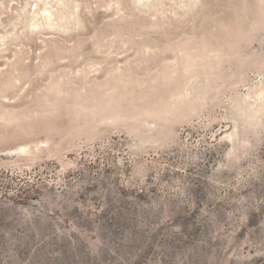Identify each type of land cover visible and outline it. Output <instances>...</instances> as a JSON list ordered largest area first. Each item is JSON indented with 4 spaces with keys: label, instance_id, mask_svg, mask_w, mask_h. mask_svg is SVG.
Instances as JSON below:
<instances>
[{
    "label": "rangeland",
    "instance_id": "obj_1",
    "mask_svg": "<svg viewBox=\"0 0 264 264\" xmlns=\"http://www.w3.org/2000/svg\"><path fill=\"white\" fill-rule=\"evenodd\" d=\"M0 264H264V0H0Z\"/></svg>",
    "mask_w": 264,
    "mask_h": 264
}]
</instances>
